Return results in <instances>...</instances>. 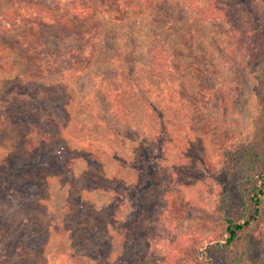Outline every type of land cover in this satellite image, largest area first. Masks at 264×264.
Wrapping results in <instances>:
<instances>
[{
    "label": "rangeland",
    "instance_id": "obj_1",
    "mask_svg": "<svg viewBox=\"0 0 264 264\" xmlns=\"http://www.w3.org/2000/svg\"><path fill=\"white\" fill-rule=\"evenodd\" d=\"M230 1L237 30L183 0H0V14L23 22L0 34V264L132 261L142 248L126 232L143 213L141 264L171 255L174 241L179 264L221 255L225 219L244 215L234 154L252 137L264 77V0ZM73 4L93 17L75 19ZM35 9L49 15L25 18ZM159 43L164 81L150 72ZM50 124L70 154L25 168L36 152L7 142L12 125L31 138ZM251 234L264 264V201Z\"/></svg>",
    "mask_w": 264,
    "mask_h": 264
},
{
    "label": "trees",
    "instance_id": "obj_2",
    "mask_svg": "<svg viewBox=\"0 0 264 264\" xmlns=\"http://www.w3.org/2000/svg\"><path fill=\"white\" fill-rule=\"evenodd\" d=\"M187 8L200 15L201 19L206 22H222L230 26L231 29H238V8L230 0H211L206 6L202 8L203 0H183ZM143 4L152 5L154 0H139ZM123 7L132 12L137 11L136 7L122 2ZM122 8V5H121ZM69 14L73 15L75 19L87 20L92 18L94 12L90 8L79 10L78 6L73 4L70 8ZM49 15L41 10L35 9L29 11L25 18L30 21L38 22L39 19L45 18ZM15 12H4L0 14V34L2 30L16 28L23 22L16 19ZM151 64L150 72L156 79L164 81L169 74L170 54L164 44H155L150 48ZM0 69L8 70L9 64L2 55L0 42ZM6 111L0 110V122L5 119ZM254 129L252 137L244 142L236 150L235 166L232 172L236 176L239 187L240 196L242 198V218L235 219L232 217L225 219L226 233L225 240L219 251L217 258H208L207 264H260V260H254L251 257L250 240L251 232L258 222L262 211V204L264 201V77L260 84V96L257 101L256 115L254 118ZM29 127V126H28ZM32 127H29L31 132ZM29 132L21 134L14 125H12L7 138V142L15 147L24 146L30 150V154L34 151L36 156L25 160V168H29L31 162H36V159L56 157L60 164L64 161L67 154H70V149L67 140L60 131L59 127L50 124V127L43 132H36L31 138L28 137ZM63 159V160H62ZM29 164V165H28ZM33 164V163H32ZM35 167V166H34ZM113 188L120 192V187L113 186ZM169 192V191H167ZM166 192V193H167ZM164 193V196L166 195ZM135 199L137 204L138 199ZM166 200V199H165ZM169 202V201H168ZM143 214L132 224L126 232V240L128 245L139 246L141 251L137 252L132 261L120 259L115 264H141V259L144 258L146 251L150 250V243L147 241V236L142 234V229L145 224ZM46 233V232H44ZM40 234V233H38ZM47 234V233H46ZM39 236V235H38ZM134 242L136 244H134ZM132 245V246H133ZM172 247V254L158 261L155 264H179L184 254L179 246L174 241Z\"/></svg>",
    "mask_w": 264,
    "mask_h": 264
}]
</instances>
